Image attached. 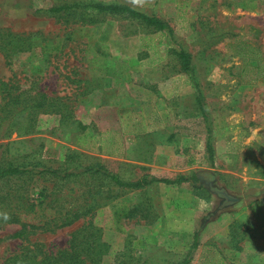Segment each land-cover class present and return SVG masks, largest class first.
<instances>
[{"label": "rangeland", "instance_id": "obj_1", "mask_svg": "<svg viewBox=\"0 0 264 264\" xmlns=\"http://www.w3.org/2000/svg\"><path fill=\"white\" fill-rule=\"evenodd\" d=\"M74 1L75 12L47 10ZM99 3L129 4L171 31ZM10 89L59 96L70 116L40 113L36 131L0 136V166L32 169L0 180L20 193L27 223H0V264L54 255L84 224L108 246L103 264H264V0H0V101ZM99 169L150 182L124 187ZM122 203L135 215L117 216Z\"/></svg>", "mask_w": 264, "mask_h": 264}, {"label": "trees", "instance_id": "obj_2", "mask_svg": "<svg viewBox=\"0 0 264 264\" xmlns=\"http://www.w3.org/2000/svg\"><path fill=\"white\" fill-rule=\"evenodd\" d=\"M80 2L65 3L61 5H54L49 7L47 10L51 13L58 14L65 12L69 9H73L74 12L79 9ZM93 8L101 9L103 11H108L111 15L119 16L125 19H135L139 22L145 24L147 27L154 28L155 30L162 31L167 33L171 31L170 26L166 21L159 18L156 15H149L142 11H139L135 7L124 4V3H112V4H91ZM90 23H95L97 19H86ZM11 40L8 42L10 44ZM250 48V46H249ZM249 48L243 50L246 55L249 54ZM8 50L7 48L4 49ZM242 52V49H241ZM251 53V52H250ZM175 54L181 60L182 68L186 72H190L191 67V53L184 50H175ZM258 71L261 69V66L258 64ZM12 89L8 91V97H4L0 101V136L7 135L14 130L22 133H32L37 130L40 122L38 121V116L45 114L48 116H56L60 120L64 121L70 116V112L66 109V102L62 100L59 96H49L46 93H41L34 91L30 95H26L24 91L19 93H12ZM65 106V107H64ZM72 112V111H71ZM81 134L78 137V141L81 142L85 135H88L86 130V125L80 123ZM208 148L210 152H213V145L211 142L208 143ZM88 170V169H86ZM102 170V169H99ZM28 171L32 172V169H29L26 166H16L13 163H8L7 165L0 166V180H9L10 178L22 177L25 176V173ZM52 173L57 174L62 177H66V174H59L60 172L57 169H52L49 167H44L38 170V173ZM64 172H67L66 169ZM106 175H109L112 180L117 184L122 186L129 187H141L142 185L149 183L150 181L143 178L135 182H125L118 175L111 173L108 170H102ZM153 181H164L167 183H177L180 181L188 180V177L181 176L178 178H153ZM44 191L40 192L42 197ZM21 200L20 193L18 191L11 190H1L0 189V223L10 222V223H20L22 227H26L27 223L22 220L20 217L19 208L20 205L15 202ZM15 204V205H14ZM123 206H118L116 209L117 216L123 214L127 217H132L135 215V210L128 207L125 203H122ZM91 209V205L84 206L82 208L75 209L73 213V218L70 219L69 223L79 218L82 214H86ZM65 207H61L59 212H63ZM72 210L66 209L64 212L65 218L70 217ZM8 214V219H4L3 214ZM70 214V215H69ZM68 224V223H67ZM93 228L90 227V224H84L83 227L74 233L70 239L69 246L66 248L59 249L54 255H43L39 258L37 254H27V255H14L11 258L7 259L5 264H103L105 253L107 252V244L100 240V230H98V235L92 238ZM25 232H18V235H23ZM199 231L195 234L194 246L197 247L199 244ZM193 257L188 256L183 261L182 264H191ZM130 258L124 259L121 258L118 261H114L112 264H130Z\"/></svg>", "mask_w": 264, "mask_h": 264}, {"label": "clouds", "instance_id": "obj_3", "mask_svg": "<svg viewBox=\"0 0 264 264\" xmlns=\"http://www.w3.org/2000/svg\"><path fill=\"white\" fill-rule=\"evenodd\" d=\"M3 216H4V219H8V214L7 213H4Z\"/></svg>", "mask_w": 264, "mask_h": 264}, {"label": "flooded vegetation", "instance_id": "obj_4", "mask_svg": "<svg viewBox=\"0 0 264 264\" xmlns=\"http://www.w3.org/2000/svg\"><path fill=\"white\" fill-rule=\"evenodd\" d=\"M228 197V195H226Z\"/></svg>", "mask_w": 264, "mask_h": 264}]
</instances>
